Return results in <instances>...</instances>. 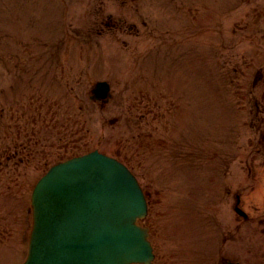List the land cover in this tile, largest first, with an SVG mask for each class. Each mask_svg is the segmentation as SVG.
<instances>
[{
    "label": "rangeland",
    "instance_id": "1",
    "mask_svg": "<svg viewBox=\"0 0 264 264\" xmlns=\"http://www.w3.org/2000/svg\"><path fill=\"white\" fill-rule=\"evenodd\" d=\"M111 1L0 0V264L24 259L31 189L73 152L133 168L151 194V264H207L214 216L235 215L210 164L263 96L264 0H142L137 17ZM99 79L104 106L89 97Z\"/></svg>",
    "mask_w": 264,
    "mask_h": 264
},
{
    "label": "water",
    "instance_id": "2",
    "mask_svg": "<svg viewBox=\"0 0 264 264\" xmlns=\"http://www.w3.org/2000/svg\"><path fill=\"white\" fill-rule=\"evenodd\" d=\"M51 177L57 178L51 184ZM25 264H129L153 258L136 218L146 205L133 175L97 152L56 166L37 186Z\"/></svg>",
    "mask_w": 264,
    "mask_h": 264
},
{
    "label": "flooded vegetation",
    "instance_id": "3",
    "mask_svg": "<svg viewBox=\"0 0 264 264\" xmlns=\"http://www.w3.org/2000/svg\"><path fill=\"white\" fill-rule=\"evenodd\" d=\"M253 118L256 121V127L259 130V145H258V149H264V130L262 129V127L264 126V115H260V114H256L253 115ZM243 186L238 187L236 190L232 191L235 194H241L244 190L248 189V187L251 185L250 183H242ZM254 202L256 203H252L251 201L249 202V204H247L251 209H253L254 211H251L250 209H248L251 213L250 217L252 218H256L257 220L252 221L253 224L258 223L260 226L259 228L261 229L262 233H264V211H262L260 209V207L264 206V200L262 201L263 203H258L255 198H253ZM241 203L244 207L245 206V197L241 200ZM261 205V206H260ZM262 211V212H260ZM261 254V255H260ZM231 256V257H230ZM259 258L264 261V249L262 251H260V253L258 254ZM230 258H233V261H229ZM220 260L222 264H235L236 262H241V264H249L248 259H241V258H237L231 254H228V252L223 253L220 256Z\"/></svg>",
    "mask_w": 264,
    "mask_h": 264
}]
</instances>
